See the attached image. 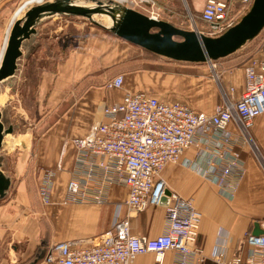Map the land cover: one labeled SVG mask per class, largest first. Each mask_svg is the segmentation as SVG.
<instances>
[{"label": "crops", "instance_id": "crops-1", "mask_svg": "<svg viewBox=\"0 0 264 264\" xmlns=\"http://www.w3.org/2000/svg\"><path fill=\"white\" fill-rule=\"evenodd\" d=\"M29 1L0 0V59L12 25L36 5ZM232 1L154 0L156 12L161 14L159 21L180 29H184L189 20L199 26V16L206 8ZM21 4H27V8L16 17L20 8L15 15L13 10ZM239 9L236 7L233 10L236 13ZM60 18L54 17L41 23L37 27V35L25 42L22 48L24 52L21 59L26 55V62L41 50L43 65L37 68L38 80L33 97L37 103L41 98L44 100L47 117L56 116L58 109L64 106L53 125L38 139L31 162L17 163L21 178L17 185L15 213L12 210L13 215L1 216L4 226L0 228V264H40L51 244L97 240L109 230L117 205L128 198V187L112 186L108 202L104 205L67 201V187L75 169L74 141L91 134L95 123L103 118L104 106L121 101L127 94L148 93L164 102H179L197 112L212 114L223 100V95L220 99L214 95V80L200 75H184L175 70L162 72L137 69L130 73L124 72V75L119 73L116 77L122 76L124 83L121 88L114 90L108 89L106 85L85 87L83 84L88 76L95 74L96 79L98 76L104 79L105 69L114 67L116 70L121 63L129 62L124 53L128 48L125 44L114 42L109 35L91 29L90 37L82 41L86 45L82 47L83 43L80 42L74 50L68 49L65 57H62L63 51L57 55L51 46L56 40L46 35L45 27L48 21ZM68 38L70 36L65 39ZM24 65L27 69L28 64ZM221 79L225 89L232 91V98L238 100L245 84L244 67L227 70ZM75 92L78 96L69 101ZM78 122L81 124L79 132L71 138ZM230 128L239 139L233 148L240 152L245 169L237 182V188L227 190L231 195H225L219 186L183 163L166 165L158 176V181H163L166 191L191 200L201 215L197 239L191 244L201 253L193 259L192 264H218L216 256L220 251L223 264H235L233 259L236 258L242 259V264H249L247 237L253 233L256 223L260 224L264 232V114L253 121L249 130L250 138L238 128ZM195 153L196 150H191L183 160L193 158ZM36 172L40 175L36 176ZM47 172L54 177L51 200L44 204L41 193ZM9 209L11 207H3L1 213L5 214ZM166 216V207L151 206L144 213L131 216V231L135 235L157 238L165 230ZM178 263L177 253L169 251L160 261L154 253H146L139 255L131 264Z\"/></svg>", "mask_w": 264, "mask_h": 264}, {"label": "built area", "instance_id": "built-area-1", "mask_svg": "<svg viewBox=\"0 0 264 264\" xmlns=\"http://www.w3.org/2000/svg\"><path fill=\"white\" fill-rule=\"evenodd\" d=\"M43 1L52 0L32 3ZM254 1L233 0L206 8L202 18L209 27L202 35L222 36L249 12ZM112 2L127 7L151 6L150 18H161L154 0ZM237 6L240 9L235 14ZM261 36L258 52L244 66L241 97L235 100L232 91L222 88L223 100L212 114L197 112L179 102H164L148 93L127 94L121 101L103 107V118L95 123L91 134L74 141L75 169L67 187V201L104 205L112 186L128 187V198L117 205L109 230L97 240L51 244L40 264H131L146 253H154L160 261L169 251L177 253L178 264H192L201 253L191 247L198 236L201 215L191 200L171 193L165 230L157 238L133 234L130 219L151 206H159L166 190L158 176L168 164L183 163L219 186L225 195H231L227 190L237 188L245 169L240 152L233 148L239 139L230 127L250 138L253 121L264 114V30ZM123 83L119 76L107 88L119 89ZM191 150H196L193 158L183 160ZM53 177L46 173L41 193L44 204L51 200ZM247 245L249 264H264V234H250ZM220 252L216 259L223 264ZM233 262L242 264L243 260L236 258Z\"/></svg>", "mask_w": 264, "mask_h": 264}, {"label": "rangeland", "instance_id": "rangeland-1", "mask_svg": "<svg viewBox=\"0 0 264 264\" xmlns=\"http://www.w3.org/2000/svg\"><path fill=\"white\" fill-rule=\"evenodd\" d=\"M38 1L39 0H37V2ZM76 1L81 4L91 6L93 5V1L97 0ZM101 1L108 3L110 0ZM32 2L33 0L29 1L28 3L31 4ZM26 6H22V4L15 6L13 14L15 15L17 10L20 8L16 16L19 17L24 12V8ZM129 8L134 9L148 17H151L152 15L151 6L133 5L129 6ZM241 19H239V22ZM95 20L103 26H107L109 23L108 19L102 16H96ZM202 24L203 23L201 22V24L199 23V26H197L194 21L189 20L184 25L185 28L183 30L188 32H196L199 36H201L200 34H202V31L205 32L209 27L205 23L202 27ZM45 28L47 29L46 35L54 37L56 40L54 45L51 46H53V49L56 50L57 55H60V52L62 51L64 52L62 57L67 55L69 51L68 49L72 48L74 50L80 45V42H85L86 37H90V33L92 31L91 29H94V31L98 30L104 35H109V38L113 39L114 42L125 44L126 49L128 48L124 53H126L125 57L128 58L129 62L123 64L121 63V65L118 66L119 69L116 68V70L114 67L105 69L103 72L104 79L103 77L99 76L96 79L95 74L88 76L87 80L83 84L85 87L97 88L104 85L107 87L108 83L113 81V79H115L119 73L120 75H124V72L130 73L131 71L137 69H143L144 71L157 70L162 72L175 70L180 71L184 75H200L206 79L214 80L215 82L212 84L214 86V95L217 99H220V96L223 95L222 88L225 91L221 79L222 75L227 70L244 67L243 65H245V63L258 52L262 38L261 34L257 37H254L252 40H249L237 53L230 55L227 58L220 59L218 61H206L197 65L184 62H175L158 56L140 48L139 46L132 45L127 41L107 32L104 28L94 25L90 21H86L82 18H60L50 20L46 23ZM63 36L65 38L70 36V38L65 39ZM177 40L182 41L183 39L179 38ZM125 42H127V44ZM36 45L37 44H35V46ZM83 45H86V43H83L82 47ZM85 49H87L86 46ZM25 56L21 59V61L18 62L19 66L16 75L0 83V109L3 113V121L6 127H13V133L5 137L3 148L0 150L2 170L8 177H10L12 181V187L10 191L8 192L7 196L0 201V228L1 226H4V223L1 222V216L3 215L6 217L8 214H11L12 210L13 212L15 211L14 208L16 206L15 199L17 195V185L19 178H21V172L18 170L17 163L24 161H27L28 163L31 162V158L33 156L38 139L47 132L51 125H53L54 119L57 118V115L63 112L64 106L63 105L60 109H58L56 116L53 115L50 118L47 117V108L44 105V100L41 98L37 103V100H35L33 97L38 80L37 68H40L43 65L41 64V50L30 61L26 62ZM56 62L58 63V59ZM24 64H28V66L26 65L27 69ZM77 96L78 94L75 92L74 96H72L69 101L74 100V98ZM79 125H81L80 122H78V124L75 126L71 138L77 136L80 129ZM37 175H40L39 172H36V176ZM3 207H11V209L3 214L1 213ZM5 217H3V220Z\"/></svg>", "mask_w": 264, "mask_h": 264}, {"label": "water", "instance_id": "water-1", "mask_svg": "<svg viewBox=\"0 0 264 264\" xmlns=\"http://www.w3.org/2000/svg\"><path fill=\"white\" fill-rule=\"evenodd\" d=\"M108 19L107 26L96 22L95 17ZM54 17H75L90 21L104 28L112 35L139 46L140 48L175 62L202 64L206 61H218L237 53L249 40L259 36L264 30V0H255L249 12L241 21L218 38H209L196 32L176 28L165 22L157 21L122 4L101 0L88 6L76 0L43 1L30 7L23 18L11 27L0 59V83L14 77L18 71V62L23 56L24 43L37 35V27ZM143 22V24H142ZM182 38V41L177 39ZM13 133V127H6L0 109V150L7 135ZM0 157V201L3 200L12 185L11 179L2 170ZM171 193L166 191L159 206L170 205ZM264 232L256 223L252 235L260 237Z\"/></svg>", "mask_w": 264, "mask_h": 264}, {"label": "trees", "instance_id": "trees-1", "mask_svg": "<svg viewBox=\"0 0 264 264\" xmlns=\"http://www.w3.org/2000/svg\"><path fill=\"white\" fill-rule=\"evenodd\" d=\"M200 22H204L203 18H202V14L199 16Z\"/></svg>", "mask_w": 264, "mask_h": 264}, {"label": "bare ground", "instance_id": "bare-ground-1", "mask_svg": "<svg viewBox=\"0 0 264 264\" xmlns=\"http://www.w3.org/2000/svg\"><path fill=\"white\" fill-rule=\"evenodd\" d=\"M142 24H143V22H142ZM7 146V145H6Z\"/></svg>", "mask_w": 264, "mask_h": 264}]
</instances>
